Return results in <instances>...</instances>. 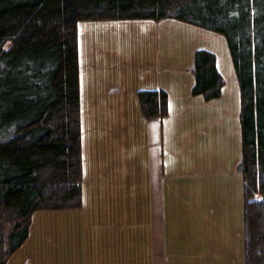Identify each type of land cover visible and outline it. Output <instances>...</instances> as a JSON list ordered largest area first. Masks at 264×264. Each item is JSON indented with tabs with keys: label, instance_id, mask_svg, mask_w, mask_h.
<instances>
[{
	"label": "trees",
	"instance_id": "trees-1",
	"mask_svg": "<svg viewBox=\"0 0 264 264\" xmlns=\"http://www.w3.org/2000/svg\"><path fill=\"white\" fill-rule=\"evenodd\" d=\"M164 20L226 42L240 96L244 264H264V0H0V264L36 212L82 207L78 23ZM189 71L193 97H221L212 52L196 50ZM136 95L146 120H165V91Z\"/></svg>",
	"mask_w": 264,
	"mask_h": 264
},
{
	"label": "crops",
	"instance_id": "crops-1",
	"mask_svg": "<svg viewBox=\"0 0 264 264\" xmlns=\"http://www.w3.org/2000/svg\"><path fill=\"white\" fill-rule=\"evenodd\" d=\"M198 49H201L200 44H195L176 68L168 59L144 81V76L135 74L133 76L140 82L123 83L117 75L107 87L104 85L101 93L93 94L95 104L99 95L109 99L104 102L108 113H93L95 124L106 116L104 127L84 132L81 126L84 158L82 208L36 212L32 217L29 238L7 264H52L51 251L45 248V234H34L50 222L65 220L61 227L64 229L68 218L75 231L71 237H76L85 229L95 232V218L107 216L109 233H113L112 239L116 237L118 241H110L107 255L84 256V252L76 247V238H65L68 245L65 251L61 250L59 264H178L179 260H186L182 259L184 254L179 247L184 241L181 231L187 227L182 224L189 213L194 223L199 217L218 215L224 211V205L226 210L235 206L240 209L243 222V180L237 170L242 152L241 128L239 117L235 115L238 109L239 116V87L235 85L229 89L222 71L224 65L219 64L217 55L207 48L215 55L217 69L225 78V85L217 100L204 103L201 97H193L194 78L189 70L193 54ZM223 61L230 70L233 66L230 56L225 53ZM80 76L79 63V82ZM159 89L167 93L168 116L163 121L146 120L136 93L138 90ZM79 92L81 95V83ZM223 101L230 103L228 108L232 120L228 127L233 124V129L229 128L234 135L225 139V134L221 133L209 148L206 142L211 130L203 125L207 117L214 127L221 125V121L215 119V114L208 109L221 105ZM80 115L82 118L81 111ZM95 135L103 137L97 140L98 150H106V153L95 154L94 161L90 163L88 156L96 142ZM221 144L234 153L230 160L222 159L215 151ZM103 159L106 163H100ZM185 163L189 169L190 163H194L193 168L198 165L202 170L189 172L187 169L180 176L177 171L183 169ZM135 199H138L136 203L133 202ZM86 207L90 211H86ZM182 213L185 214L181 216ZM117 219L120 221L115 224ZM234 252L213 264H244V235L243 243L235 244ZM204 264L208 262L204 261Z\"/></svg>",
	"mask_w": 264,
	"mask_h": 264
},
{
	"label": "rangeland",
	"instance_id": "rangeland-1",
	"mask_svg": "<svg viewBox=\"0 0 264 264\" xmlns=\"http://www.w3.org/2000/svg\"><path fill=\"white\" fill-rule=\"evenodd\" d=\"M198 43L201 49L207 50L209 48L212 50L217 55L219 64L224 65L222 71L228 81L229 89L235 88V85L238 87L237 80L232 78L235 77L233 66L229 70L223 61V56L225 53L229 55V52L224 38L219 34L173 20H164L158 23L152 21L79 22L77 44L81 74L79 83H81L82 130L85 132L106 125V116L101 120L98 119L96 124L92 118L95 117L93 113L96 115L108 113L105 103L109 99L106 100V97L99 95L97 104H95L93 94L101 93L104 85L107 87L116 79L117 75L122 78L123 83L140 82L136 80V76H133L135 74L144 76L142 79L144 81L155 72L157 67L167 63L168 59L172 60V67L179 66L184 61L186 53L191 51L195 44L199 45ZM174 50L178 52L173 53ZM177 57L180 58L177 59ZM94 82H96L95 86ZM223 102L219 106L208 109L213 115L215 114V119L221 121V125L214 127L208 117L205 125H203L206 129L211 130L206 142L209 148V144L217 140L221 133L225 134V139L233 134L231 131L233 124L229 125L231 128L228 127V123L232 120V113L228 108L230 103L229 101ZM102 103L104 105L101 107ZM239 104L240 99L238 106ZM89 107L90 109H87ZM235 115L239 117L238 109L235 111ZM87 138L91 139L90 137ZM94 138L96 142L90 149L88 156L90 163L94 161L95 154L104 155L106 153V150H98L97 140L103 137L95 135ZM202 146H205L204 139ZM215 151L226 161L227 159L230 160L234 154L223 144L215 148ZM83 161L84 158H82ZM100 163H106V161L103 159ZM137 164L140 165V163ZM193 166H195L194 163H190L189 169L185 163L184 168L177 173L181 176L187 172V169L189 172L195 170L201 172L202 169H199L198 165L196 168ZM201 166L202 163H200ZM137 200L135 199L133 202L136 203ZM85 210L90 211V208L86 207ZM184 214L182 213L181 216ZM191 219L192 215L189 213L184 224H182L187 225V227H183L181 231L180 235L184 241L179 249L184 254L182 259L185 258L186 260H179L178 264H204V261L213 264L220 259L223 261L227 254L231 255L234 252L235 244L239 246V243H243L242 213L235 206L226 210L224 205L223 212L218 215L199 217L194 223L191 222ZM107 220V216L96 217L93 221L97 225L96 231L91 233L85 229V232H80L76 237H71L72 234L75 235V231L71 228L70 218H68L64 229L61 227L65 224V220L50 222L46 224V227L36 231L34 235L45 234V248L51 251L52 264H59L61 250L67 249L68 241H65V238H76L74 241L76 247L84 252V256L107 255L109 254L110 241H118L116 237L112 239L113 233H109L110 228ZM119 221L117 219L114 223L118 224ZM8 232L9 230L4 231L3 236ZM238 252L240 253L241 250Z\"/></svg>",
	"mask_w": 264,
	"mask_h": 264
}]
</instances>
